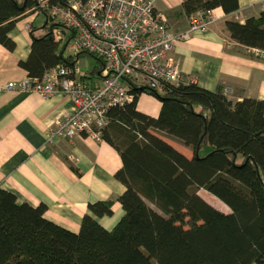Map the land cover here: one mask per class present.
I'll use <instances>...</instances> for the list:
<instances>
[{
	"label": "trees",
	"instance_id": "16d2710c",
	"mask_svg": "<svg viewBox=\"0 0 264 264\" xmlns=\"http://www.w3.org/2000/svg\"><path fill=\"white\" fill-rule=\"evenodd\" d=\"M43 1L65 5L0 0V42L20 15ZM217 8L227 16L222 23L229 39L262 57L264 11L241 22L232 16L238 0H183L174 14L207 15ZM46 39L32 47L29 77L66 63L61 55L44 63ZM163 90L157 119L136 114L137 97L109 112L102 138L122 160L115 178L126 190L89 205L76 234L47 221L44 206L31 208L0 190V264H264V101L234 99L221 85L212 92L184 84ZM150 128L191 156L148 136ZM201 190L228 211L208 207ZM115 204L120 214L105 230L100 225L114 216Z\"/></svg>",
	"mask_w": 264,
	"mask_h": 264
},
{
	"label": "crops",
	"instance_id": "0c3cea01",
	"mask_svg": "<svg viewBox=\"0 0 264 264\" xmlns=\"http://www.w3.org/2000/svg\"><path fill=\"white\" fill-rule=\"evenodd\" d=\"M182 2L158 0L156 3V10L165 16L169 29L174 33L188 27L189 16L174 14ZM259 11H264V0H238L237 13L232 16L243 22L247 15ZM211 14L215 22L207 30L196 31L188 40L174 43L173 57L186 75L196 78L195 85L200 89L212 92L221 85L234 99L264 101V55L257 58L253 50L240 47L238 52H227L230 39L223 32L222 23L227 16L220 8ZM39 18L34 19L33 30ZM55 26L45 17L40 30L37 32L36 29L33 33V39L31 32L25 30L24 22L18 20L6 33L5 40L0 42V127H4V134L7 132L5 137L0 138V144H6V148L3 147L4 158L0 159V190L14 194L19 203L31 208L44 206L47 221L77 233L83 217L89 214V205L124 194L125 187L115 178L122 167L118 152L108 140L85 134L47 143L48 132L55 121L70 109V99L56 96L45 102L32 93L5 90L9 82L28 77V63L34 43L47 37L51 33L49 28L52 27L53 32ZM141 97L143 103L140 109ZM147 102H151L148 95H141L136 114L157 119L161 101L154 107L146 105ZM4 121L5 125L2 126ZM23 136L39 140V144H31H35L31 146V158L39 156L41 159L38 171H31L25 165L31 158L19 167L14 163L16 157L8 151V147ZM176 145L181 146L179 150L185 155L186 148L181 144ZM25 170H28V186L23 185L21 178ZM14 176L18 178L17 182ZM118 206H113L112 218L103 219L113 220L108 229L117 221Z\"/></svg>",
	"mask_w": 264,
	"mask_h": 264
},
{
	"label": "built area",
	"instance_id": "2783aa9c",
	"mask_svg": "<svg viewBox=\"0 0 264 264\" xmlns=\"http://www.w3.org/2000/svg\"><path fill=\"white\" fill-rule=\"evenodd\" d=\"M157 1L65 0V5H46L43 1L22 14L19 20L28 33L38 14L54 25L59 18L63 25H56L48 36L53 34L60 44L59 34L68 31L64 47L76 53L66 59L62 54L66 63L45 70L40 78L27 77L18 83L21 90L28 88L43 101L55 96L70 99L71 112L56 120L48 132V142L79 134L102 139L109 112L134 103L138 91L163 95L169 84L195 85L196 78L186 75L173 57L174 43L207 30L215 18L211 13L197 12L189 16L186 30L174 33L165 16L156 10ZM226 48L234 50L235 45L227 43ZM252 52L256 57L262 55L257 50ZM80 55L93 56L100 62L90 84L80 81L86 78L79 67ZM13 87L8 83L5 90L13 91Z\"/></svg>",
	"mask_w": 264,
	"mask_h": 264
},
{
	"label": "rangeland",
	"instance_id": "374dc122",
	"mask_svg": "<svg viewBox=\"0 0 264 264\" xmlns=\"http://www.w3.org/2000/svg\"><path fill=\"white\" fill-rule=\"evenodd\" d=\"M23 3V0H18V3ZM28 10V9H27ZM24 15H20L18 18H17V20H19V19H22V17H23ZM43 16H41L36 22H35V25H34V29H36V28H39L40 27V24H42V21H43ZM55 24L57 25V26H62L63 25V23L61 22V20L59 19V18H56L55 19ZM15 25H16V23H15ZM65 32V31H64ZM59 36H60V38H62V41H61V43L60 44H57L55 41H54V35L53 34H51L50 36H47V39H46V42L44 43V49H45V53L43 54L44 56H45V61H44V63L45 64H51V63H53V62H55L58 58H60V53H61V51L64 49V53H63V58H67L68 56H73V57H75L76 56V53L75 52H73V51H71L70 49H69V47H64V43H65V41L67 40V38L70 36V34H69V32L68 31H66L65 32V34H59ZM229 43H233V45H235V49L234 50H226L227 52H236L238 49H239V47L240 48H244V47H241V46H239V45H237L236 43H234L233 41H229ZM37 49H38V51H39V49H40V46L38 45V44H36V51H37ZM247 49V48H246ZM81 57H80V60H79V67H80V69H81V72H82V76L83 75H86V78H84V77H81L80 78V81L81 82H84V83H86V84H90L91 83V81L93 80L92 79V74L93 73H96L97 71H98V69H99V67H100V62L97 60L98 58H95V57H93V56H83V55H80ZM47 65V66H48ZM49 67H51V66H49ZM54 68V67H53ZM52 69V68H51ZM29 77V76H28ZM25 78H27V77H25ZM24 78V79H25ZM24 79H22L21 81H23ZM21 81H14V82H9V83H11V84H13V89L14 90H21V87L19 86V82H21ZM6 90H8V91H10L9 89H6ZM13 90V91H14ZM2 92H5V91H2ZM22 93V92H21ZM36 95V94H35ZM141 95H148V94H146V93H142V94H140L139 95V97H138V100H139V98H140V96ZM37 96V95H36ZM155 98H153V97ZM56 97V96H55ZM148 97H149V99H151V102H147L146 103V105H148V106H150V107H154V106H156V104L158 103V101H160L156 96H154V95H148ZM54 98V97H53ZM158 101H157V100ZM42 100V99H41ZM138 100H137V103H138ZM43 101V100H42ZM47 101V100H46ZM45 101V102H46ZM49 101V100H48ZM142 103H143V97H141V99H140V101H139V106H140V109L142 108ZM159 104V103H158ZM72 106V105H71ZM71 108V107H70ZM143 110H145V107L143 108ZM65 113V112H64ZM63 116V115H62ZM62 116L60 117V118H62ZM59 118V119H60ZM58 120V119H57ZM2 121V119H0V122ZM5 125V121L2 123V126H4ZM3 129H4V127H0V130H1V133H0V138H3V137H5V134H7V132H5V134H4V132H3ZM79 135H82V134H79ZM147 135L148 136H153V137H157V139L159 140V141H164L165 143H167V144H169L171 147H173L174 149H176L178 152H180V153H182L179 149H181V146H178V145H176V144H178L176 141H173L172 139H170V138H168V137H166L165 135H163V134H160V133H158V132H154V131H152V128H150V129H148V132H147ZM78 136V135H77ZM76 137V136H75ZM74 138V137H73ZM61 140H66V138H60ZM72 139V138H71ZM69 140V139H68ZM32 143H37V144H39V140H37V139H33V137H28V136H23V137H20L17 141H15V142H13L9 147H8V151L10 152V153H12L16 158H15V161H14V163L16 164V165H20V164H22V163H25L29 158H31V157H33V153H32V147L31 146H33V145H35V144H33V145H31ZM50 143H53V141L52 142H50ZM6 148V144H3V145H1L0 144V159H2V158H4L3 157V151H4V148ZM35 148V147H34ZM186 148V147H185ZM184 153H185V155H187V156H191V154H190V151H188V149L186 148L185 150H184ZM39 160H41L40 158H39V156H36V157H34V158H31V159H29L27 162H26V166L31 170V171H34V170H36V171H38V169H39V166H38V162H39ZM19 167H22V165H20ZM27 173H28V170H25V173L22 175V181H23V185H26V186H28L27 185ZM117 173V172H116ZM18 174V173H17ZM20 178V179H21ZM14 179H15V181L17 182V177L16 176H14ZM33 181V180H32ZM2 191H4V190H2ZM5 192H7V191H5ZM7 193H9V194H12V193H10V192H7ZM15 198H16V196L14 195V194H12ZM199 195L201 196V198L203 199V201H204V203L208 206V207H215V208H217L218 210H220V211H228V208L226 207V205L222 202V201H220L216 196H214V195H212V194H210V193H207L206 191H204V190H201L200 192H199ZM17 199V198H16ZM107 200V199H106ZM118 210H117V212H116V215H118L119 214V210H120V205L118 206V208H117ZM46 212V211H45ZM45 214V213H44ZM44 216V215H43ZM45 218V217H44ZM46 219V218H45ZM112 221L113 220H110V221H103L102 223H101V227L103 228V229H108L109 228V226H110V224L112 223ZM63 229V228H62ZM65 230V229H64ZM67 231V230H66ZM69 232V231H68ZM69 233H71V234H73L74 232H69ZM74 234H76V233H74ZM150 264H152V263H150Z\"/></svg>",
	"mask_w": 264,
	"mask_h": 264
},
{
	"label": "bare ground",
	"instance_id": "6f19581e",
	"mask_svg": "<svg viewBox=\"0 0 264 264\" xmlns=\"http://www.w3.org/2000/svg\"><path fill=\"white\" fill-rule=\"evenodd\" d=\"M44 28V27H43ZM40 29V28H39ZM19 91V90H18ZM20 92H25V93H32V94H35V93H33V92H31L30 91V89H28L27 88V91L25 90V91H23V89L22 90H20ZM77 98H82V97H77ZM94 101H96L95 99H94ZM66 112H68V114L71 112L70 110H68V111H66ZM55 123H56V121H55ZM54 123V124H55ZM54 126V125H53ZM102 140H104L103 138H102ZM47 143H48V138H47Z\"/></svg>",
	"mask_w": 264,
	"mask_h": 264
},
{
	"label": "flooded vegetation",
	"instance_id": "af4514ba",
	"mask_svg": "<svg viewBox=\"0 0 264 264\" xmlns=\"http://www.w3.org/2000/svg\"><path fill=\"white\" fill-rule=\"evenodd\" d=\"M41 16H43V15L38 14V15L36 16V18H37V17H41ZM43 17L45 18V16H43ZM41 27H42V24H40V27H39V28H41ZM39 28H36L37 30H36V29H35V30L38 32V31L40 30ZM49 29H50V31L52 32V30H51L52 27H50ZM35 30L32 29V31H31L32 34L35 32ZM140 91H141V90H140ZM150 95H154V96H155V94H150ZM159 96H161V95H159Z\"/></svg>",
	"mask_w": 264,
	"mask_h": 264
},
{
	"label": "water",
	"instance_id": "95a60500",
	"mask_svg": "<svg viewBox=\"0 0 264 264\" xmlns=\"http://www.w3.org/2000/svg\"><path fill=\"white\" fill-rule=\"evenodd\" d=\"M43 27H44V26H43ZM31 34H32V32H31ZM63 51H64V49H63V50L61 51V53H60L61 56H62ZM155 96H156L160 101H162L161 97H160L158 94H155Z\"/></svg>",
	"mask_w": 264,
	"mask_h": 264
}]
</instances>
